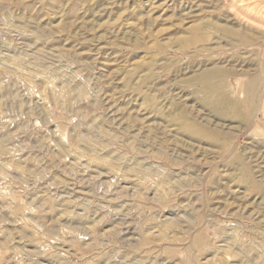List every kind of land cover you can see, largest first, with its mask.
Masks as SVG:
<instances>
[{
  "label": "rangeland",
  "instance_id": "374dc122",
  "mask_svg": "<svg viewBox=\"0 0 264 264\" xmlns=\"http://www.w3.org/2000/svg\"><path fill=\"white\" fill-rule=\"evenodd\" d=\"M206 69L249 109L202 108ZM0 264H264V0H0Z\"/></svg>",
  "mask_w": 264,
  "mask_h": 264
},
{
  "label": "bare ground",
  "instance_id": "6f19581e",
  "mask_svg": "<svg viewBox=\"0 0 264 264\" xmlns=\"http://www.w3.org/2000/svg\"><path fill=\"white\" fill-rule=\"evenodd\" d=\"M211 27L193 29L190 33H183L177 38L178 47L189 48L191 46L199 45L201 51H208L210 48L206 44L210 36H214L213 41L220 43V41H230L233 37L234 29L230 26H226L222 21H216ZM243 39L246 42L254 43L258 40V37L248 31L243 32ZM234 48H241L243 45L238 42H233ZM221 44V43H220ZM247 72L243 71L239 73V77H246ZM198 82L200 103L202 108L208 109L211 112H224L233 111L234 116H239L241 112H245L249 109V102L252 97L257 93V82L254 79L248 81H240L237 90L232 85H227L222 79L219 71L213 69L203 70V72L192 79ZM229 89V90H228ZM237 98V100L235 99ZM234 100V101H233ZM178 115H176L177 117ZM169 121L172 122L173 117L169 116ZM178 119V117H177ZM175 125V123H174ZM178 131L190 134L198 139H205L210 143L219 142L222 146H229L230 136L225 135L223 137L218 136V133L214 130L202 127L186 120L184 117L177 123ZM226 222V220H224Z\"/></svg>",
  "mask_w": 264,
  "mask_h": 264
}]
</instances>
